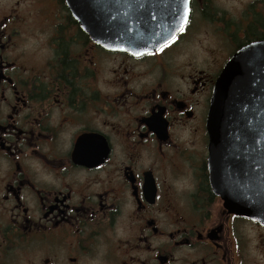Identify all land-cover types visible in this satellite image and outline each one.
<instances>
[{
    "label": "flooded vegetation",
    "instance_id": "af4514ba",
    "mask_svg": "<svg viewBox=\"0 0 264 264\" xmlns=\"http://www.w3.org/2000/svg\"><path fill=\"white\" fill-rule=\"evenodd\" d=\"M134 55L65 0H0V264H264V227L211 187L206 120L224 67L261 56L264 0H187Z\"/></svg>",
    "mask_w": 264,
    "mask_h": 264
},
{
    "label": "water",
    "instance_id": "95a60500",
    "mask_svg": "<svg viewBox=\"0 0 264 264\" xmlns=\"http://www.w3.org/2000/svg\"><path fill=\"white\" fill-rule=\"evenodd\" d=\"M90 39L134 55L171 40L185 23V0H65ZM188 11V5H187ZM225 65L206 120L211 187L224 208L264 227V46Z\"/></svg>",
    "mask_w": 264,
    "mask_h": 264
},
{
    "label": "snow or ice",
    "instance_id": "6c2138e0",
    "mask_svg": "<svg viewBox=\"0 0 264 264\" xmlns=\"http://www.w3.org/2000/svg\"><path fill=\"white\" fill-rule=\"evenodd\" d=\"M184 7H185V12H184V15H183V20L186 23L187 22V17H188L187 0H185Z\"/></svg>",
    "mask_w": 264,
    "mask_h": 264
}]
</instances>
